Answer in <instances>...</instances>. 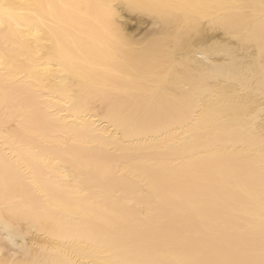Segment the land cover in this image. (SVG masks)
I'll use <instances>...</instances> for the list:
<instances>
[{"label": "bare ground", "instance_id": "1", "mask_svg": "<svg viewBox=\"0 0 264 264\" xmlns=\"http://www.w3.org/2000/svg\"><path fill=\"white\" fill-rule=\"evenodd\" d=\"M0 226V264H264V0H0Z\"/></svg>", "mask_w": 264, "mask_h": 264}, {"label": "rangeland", "instance_id": "2", "mask_svg": "<svg viewBox=\"0 0 264 264\" xmlns=\"http://www.w3.org/2000/svg\"><path fill=\"white\" fill-rule=\"evenodd\" d=\"M124 14H126V15L123 16L124 17L123 20L124 21L126 20L129 24V25L127 24V28H129L127 30L129 33H133V35H135V37L141 38L142 35H144L148 32H152V31L160 29V25L158 23H156L151 17H148V16L143 17V15L141 16L139 14H135L132 16L130 14H127V13H124ZM137 21L140 23L139 25H138ZM133 31L134 32L137 31L136 32L137 34L134 33ZM200 58L203 59L202 61H204V62L207 61L205 59V57H203V56H199V59ZM0 235H1L0 239L2 238L1 241L4 243L6 249L9 251V253L11 255L22 256V255H26L27 253H29L32 250V245H31L30 239H29L30 235H26L24 237L23 236H14L10 230L2 228V226H0Z\"/></svg>", "mask_w": 264, "mask_h": 264}]
</instances>
